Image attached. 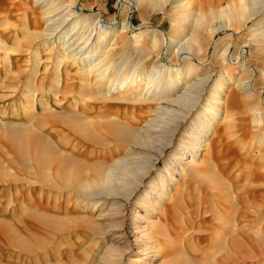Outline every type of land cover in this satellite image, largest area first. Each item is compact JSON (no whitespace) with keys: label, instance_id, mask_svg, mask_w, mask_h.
I'll return each mask as SVG.
<instances>
[{"label":"rangeland","instance_id":"rangeland-1","mask_svg":"<svg viewBox=\"0 0 264 264\" xmlns=\"http://www.w3.org/2000/svg\"><path fill=\"white\" fill-rule=\"evenodd\" d=\"M58 1L46 0L44 3L46 7H43V2L38 6L33 0H0V41L6 45V48L11 49L7 52L0 49V109L5 108L7 112L3 116L0 115V120L4 125L12 126L16 122H22V125L27 123L23 114L19 119H15L10 108H15L22 101L20 92L26 91L24 84L29 77L34 79L33 83L37 89L41 90L36 94L37 100L42 98H39L40 95H44L45 102L58 113H63L68 107L73 106L76 101L74 98H78L75 95L76 92H73L79 85L74 66L65 63L60 71L59 83L52 79L56 43L47 48L38 45L37 40L31 45L32 47L23 42L26 36L42 31L48 24L55 22L69 9L70 3L76 4L77 14L86 13L94 20L98 19L103 26L118 28L125 20L131 22L133 27L127 31V37L123 38V42L114 46L116 48L113 49L115 51L112 58L117 63L124 51H132L133 56L143 59L138 68L139 75L142 77L149 69L148 66L150 67L152 60L155 59V48L151 46L148 36H144L143 29L148 27L150 32L154 30L162 32L165 38L176 34L171 30L169 17L172 13L169 5L163 12H156L148 8L137 9L132 4L129 6L126 0H65L61 4L62 8L56 10L55 7L52 9L53 12L50 10L49 18H46L45 10L52 8ZM193 1H195L193 5L197 3L215 11L229 2L237 3V0ZM191 10H193L192 7L188 8L186 13ZM173 16L175 15L171 17ZM252 21L240 25L237 34L233 37L219 31L214 35L213 40L226 43L230 40L234 51L246 46L248 70L257 69L263 73V76L255 74L249 76L254 79V89L258 91L257 89L264 88V45L257 48L252 44L250 33H248ZM57 27L54 25L47 28L53 31L54 37L59 32ZM137 33L143 35L136 40L132 36ZM53 40L57 42L55 38ZM132 41H137L139 46ZM16 42L19 44L18 48ZM74 44L84 45L82 41ZM161 46L163 47V43L159 42L158 47ZM33 47L40 50L38 51L41 60L37 68L38 75L34 77L30 74L32 70L30 68L34 66L31 57ZM17 50H23V52L17 53ZM212 50L207 51L206 59L210 60L211 65L206 67L209 72L215 73L216 69H220L223 64L218 60L219 52L213 55ZM167 57L171 58L170 54ZM196 61V58L192 60V62ZM172 63H176L175 59ZM233 63H235L234 59L230 65H235ZM9 65L10 67L12 65V72L16 74L6 70L7 68L10 70ZM172 68H177V66H172ZM244 71L236 68L230 76L244 80L246 79ZM202 72L199 71L198 75ZM13 77L17 78L19 86H17V91L10 95V90L5 86L8 85L9 80L15 79ZM212 83L213 81H210L209 85ZM225 83V81L222 82L221 85L224 87L220 88L223 90L219 94L222 103L227 92L232 93L230 89L234 85L232 81ZM53 87L56 90L59 89L55 99L52 94ZM180 88L181 86L171 87L174 90ZM205 97L206 95L203 94L195 111L185 116L186 125L193 121L191 118L194 112L196 113L201 106L206 104ZM57 100L62 105L58 104ZM227 109V113L224 114L223 106L219 107L212 131L210 130L207 138L203 139V146L198 153L197 169H193L191 176L189 173L185 176L180 175L175 171L180 172V169L173 164L175 161L173 156L180 139H173L171 143L166 144V148L163 149L162 145H157L156 150H150L146 154L149 161L148 175L143 182H138L139 186L131 195L132 197L127 196V200L124 198L104 199L105 204H102L103 201H98L94 209L90 204L84 205L88 201L79 203L78 200L76 202L78 195L70 191L66 192L59 180L49 182L58 188L53 189L49 187L47 181H39L30 174L24 175L23 168L12 165V148H9L4 138L0 137V169H2L0 171V264H100L99 261L105 254L103 253L105 244H113L120 248L122 251L120 264H130L140 247L132 229L134 212L142 218L136 222L137 226L149 229L151 221L152 235L157 228L155 237L159 248L154 250L148 245L147 256H142L150 264H264V143H262L263 137L259 135L264 128V93H259L255 99H251L245 97L241 89L235 91L230 95ZM38 110L40 111V108ZM258 113L263 117L261 123L253 122V117ZM119 114L122 120L123 117L130 116V110L122 108ZM148 115L150 117L152 113L148 112ZM39 130L41 134L49 131L48 127L39 128ZM210 185L213 187L212 190ZM162 187L164 195L157 198L156 191ZM144 196L147 199L146 203L143 201ZM141 203H144L146 207H142ZM156 203H160L161 206L155 209L153 216L151 208ZM78 214L85 219L80 223H74V219L80 216ZM219 215L233 218L235 225L243 215L245 216V238L241 242L242 246L230 243L232 231L227 229L213 243L211 235L215 231L214 226ZM43 217H52L60 223L63 222L64 229L61 232L51 230L42 223ZM101 223L105 224L104 228L108 231V236L103 240L91 230L92 225ZM114 223L115 228L111 230L108 225ZM234 229L236 231V228ZM162 233L164 236L159 237ZM53 243H56L58 247L55 248ZM225 244L229 246H227L226 256L225 252L219 249L220 245ZM25 245L34 249L33 255H39L42 249L47 250V259L40 255L39 262L35 263L34 258H24L32 255L25 252ZM57 249L60 254L55 258H50L54 254L53 251Z\"/></svg>","mask_w":264,"mask_h":264},{"label":"bare ground","instance_id":"bare-ground-1","mask_svg":"<svg viewBox=\"0 0 264 264\" xmlns=\"http://www.w3.org/2000/svg\"><path fill=\"white\" fill-rule=\"evenodd\" d=\"M33 1L37 5L43 2V7H46L44 4L46 0ZM64 1L59 0L52 8H47L45 10L46 18H49L50 10L55 7L56 10L62 8L61 4ZM126 2L129 6L132 4L137 9L148 8L156 12H163L169 5L172 15H175L169 17L171 30L176 33L173 37L165 38L166 36L161 34L162 32L159 33L156 30L150 32L148 27L143 29L144 36H148L151 46L155 48V55L153 54L155 59L152 60L143 77L139 75L138 70L142 64V58L133 56L132 51H124L117 63L112 58L115 51L113 49L116 48L114 46L123 42V38L127 37V31L133 27L131 22L125 20L118 28L103 26L98 19L94 20L86 13L77 14V7L73 2L69 4V9H64L66 12L55 22L48 24L49 26L47 25L46 29H42V31L26 36L23 42L25 45L31 46L37 40L38 45L47 48L56 43L54 48L55 66L53 65L55 68L53 67L52 79L59 83L61 80L60 71L65 63L75 67L79 85L76 91H73L78 96V98H74L76 100L74 105H71L72 108L68 107L63 113L56 112L57 110L49 107L45 102L44 95H40L39 98H42L37 100L36 94L40 88L37 89L33 83L34 79L29 77L24 84L26 91L20 92L22 100L20 105L10 108L15 119H19L23 114L27 123L22 125V122H16L15 125L7 124V126L0 120V137L4 138L3 140L9 148H12V165L23 168L24 175L30 174L39 181H47L49 187L53 189L58 188L49 182L61 181L66 192L70 191L72 194L78 195L76 202L78 200L79 203L88 201L84 205L90 204L93 209L97 207L98 201H103L102 204H105L104 199L124 198L127 200L138 188V182H143L147 178L149 161L146 154L150 150L153 151L157 145H162L163 149L166 148L173 139H180L173 156L175 160L173 164L180 169V172L175 171L184 176L190 174L197 166L198 153L203 146V139H206L208 133L212 131L219 107L223 106V113L226 114L230 95L240 89L245 97L251 99H255L259 93H264V88L257 89L258 91L254 89V79L249 77L251 74L263 76V73L257 69L248 70L246 46L234 51L231 48L230 40L227 43L213 40L214 35L219 31L233 37L237 34L240 25L253 20L248 29L251 42L257 48L264 45V0H237L236 4L229 2L216 11L197 3L193 5L195 2L193 0H126ZM190 7L193 10L186 13ZM54 25H57L59 29L55 37L52 34L53 31L47 29ZM143 34L137 33L132 37L137 40ZM54 38L57 42L53 40ZM14 39L17 41V37ZM77 41H82L84 45L77 46L74 44ZM136 42L132 41L134 44ZM159 42L163 43V47H158ZM137 43L135 45L139 46ZM16 44L18 48V42ZM5 46L0 41L1 50L3 49L5 52L11 50ZM208 49H213V55L219 52L217 57L223 64L220 69H216L215 73L209 72L206 67L211 65L210 60L206 59ZM38 50L37 47H33L31 50L34 66L30 68L32 70L29 72L33 77L38 75L37 68L41 62L40 50ZM16 52L22 53L23 50ZM169 54L171 58H166ZM195 58L197 61L192 62ZM174 59L176 63L173 64ZM233 59L235 65L231 66L230 63ZM172 66H177V68H172ZM236 68L245 70L244 78L246 79L242 78L241 80L230 76ZM6 70L14 73L12 65L10 70L8 68ZM199 71H203L200 73L201 75H198ZM13 78L15 79L9 80L8 85L5 86L10 90V95L15 93L19 86L17 78ZM210 81H213L211 85H209ZM223 81L226 83L232 81L234 85L230 89L232 93L227 92L222 103L219 94L223 90H220ZM179 86H181L180 89H171V87ZM50 87L49 89L53 91ZM53 88L52 94L55 99L59 89ZM202 93L206 95L205 102L209 105L205 104L196 113L194 112L191 118L193 121L186 125L185 116L193 110L195 111L203 96ZM57 103L61 104L58 100ZM122 108L130 110V116L123 117L121 120L119 110ZM4 109H0L1 116L7 114ZM148 112L152 113L150 117ZM262 120L263 117L259 113L253 117V122L261 123ZM47 127L48 133L38 132H41L39 128L46 129ZM259 135L263 137L262 143H264V128ZM204 180L206 181V178ZM163 189L162 187L156 191L157 198L164 195ZM210 189H213L211 185ZM68 194L71 195V193ZM143 201L146 203V196ZM141 204L142 207H146L144 203ZM159 206H161L160 203H156L151 208L153 216L155 209ZM77 218L74 219V223H80L85 219L81 215ZM132 219L134 237L140 243V247L130 264H150L142 256H147L148 245L154 250L159 248L155 237L157 228L152 235L153 224L151 221L148 226L149 230L137 226L136 222L142 218L136 212L133 213ZM244 222V215L237 225L234 224L236 222L233 218L219 215L214 226L215 231L211 235L213 243L227 229L232 231L230 243L242 246L241 242L245 238ZM42 223L55 232H61L64 229L63 222L60 223L59 220L52 217H43ZM104 226L105 224L102 223L91 226L92 232L102 240L108 236V231ZM108 227L113 230L115 223L109 224ZM162 235L164 236L162 233L159 237ZM167 236L169 237V234ZM227 244L219 247L225 252V256L228 253L229 246ZM53 245L56 246L55 248L58 247L56 243ZM24 247H26V253L32 254L24 258H34L35 263L39 262L40 255L47 259V250L42 249L39 255H33V248L26 245ZM103 248L105 254L101 257L100 264H120L122 254L120 248L113 244H105ZM53 252L54 254L50 258H55L60 254L59 249Z\"/></svg>","mask_w":264,"mask_h":264}]
</instances>
